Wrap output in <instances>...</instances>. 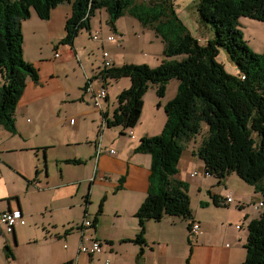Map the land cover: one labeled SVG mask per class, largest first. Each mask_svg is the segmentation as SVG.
Segmentation results:
<instances>
[{
  "label": "crops",
  "instance_id": "obj_1",
  "mask_svg": "<svg viewBox=\"0 0 264 264\" xmlns=\"http://www.w3.org/2000/svg\"><path fill=\"white\" fill-rule=\"evenodd\" d=\"M64 3L68 2L58 4L51 10L48 20L35 18L31 13L30 17L22 22V31L24 32L28 22H32L31 30L35 33H40L44 26L48 27L51 33L54 14L61 11L62 32L56 31L59 41L53 44V40L47 37L52 48H55L56 59L53 65L59 64L62 56L61 61L73 62L76 58L81 60L79 67L84 76L89 78L92 85L95 79H99L98 87L105 88L106 99L102 103L109 108L107 80L101 81L100 73L97 74L99 70L95 71L77 49V39L82 31L78 32L72 45L60 42L65 36V22L71 14V5L68 3L69 8L66 9L63 7ZM57 29L58 26L55 27V30ZM111 31L114 34L100 37V41L115 42L118 39L117 36L120 38L122 35L115 26L114 29L111 27ZM50 33L47 32L48 36ZM108 36L116 37V39L108 41ZM108 59L113 65L109 54ZM158 61L161 62L160 59ZM75 65L74 68H76ZM78 74L80 75L79 86L76 90L63 87L62 84L53 85L56 82L54 79L47 80L52 84L47 89L44 86V79L55 78L54 74L50 77L49 75L39 77L37 83L27 81L15 109V133L0 127V159L11 155L28 158V154H31L32 159L29 164L6 162L11 169L18 171V176L25 180L24 196L42 192L51 198L50 202L45 203L49 210L44 213L37 212L31 203L25 204L19 199L18 194L7 190L4 179L0 176V204L5 205L0 209V213L19 209L24 224H17L14 227L15 239L17 234L18 244L21 239H26L27 243H34L36 246V251L23 258L22 264H63L69 261L72 264H242L246 256L244 245L248 234L247 229L243 228L252 217L250 209L244 205L249 199L254 202L257 194L253 190V195L246 198L233 191L229 185L233 174L226 176L220 183L211 182L208 179H201L198 183L192 181L191 173L188 178L181 173L182 155L176 178L188 185L191 220L172 216H165L158 222L146 220L144 244L131 242L139 232L135 214L147 194L151 165L150 155L135 153L134 149L140 138L157 136L161 133L165 124L164 106L168 101L163 104L157 102L158 112L149 110L145 112L143 99L140 126L137 125L139 122L128 130L117 126L118 130L112 136L106 132L107 122L103 128L101 123L100 130L96 125L98 121H101V117L109 118L112 113L109 114V109H104L103 106L101 110L94 108L92 112V123L95 124L92 129L94 140L82 142L76 134H79V129L83 125V116L80 118L81 122L77 123L75 117L37 111L56 91L65 92L67 102L63 101L64 104L89 101L88 98L93 104L91 96L84 89L83 77L81 73ZM129 86L128 79L127 83L123 84V88L113 95L114 108L117 106V95ZM153 91L156 93L155 88ZM97 113L101 115L98 116ZM62 115L64 117H61ZM52 125L62 126L61 136L52 132L45 134V130ZM127 131L130 136L126 135ZM116 134L122 141L127 136L131 139L130 141L125 139L117 144L114 141ZM36 137L47 142L36 144L34 141ZM56 143L64 144L63 150L58 153L54 151ZM113 143L117 147L116 150L109 147ZM50 150H53L51 155ZM109 150H113V153ZM41 155L42 160L39 158ZM73 160L80 162L78 164L67 162ZM53 164L58 166L59 171L55 181L52 182L50 165ZM201 170L204 172V166ZM193 185L199 195L195 206L190 197V189ZM209 191L212 195L219 196L221 200L227 196L232 200L230 203L225 202L215 206ZM5 200L7 203L2 202ZM51 202L58 203L54 207L51 206ZM99 203L102 204L100 214H98ZM258 203L261 201L259 200ZM45 214L48 217H45ZM84 218L92 225L83 227ZM193 223L199 226L196 232H191ZM15 239L11 235V239L8 240L10 243L13 241L16 243ZM93 241L101 244V253H80L79 249L82 245L89 246Z\"/></svg>",
  "mask_w": 264,
  "mask_h": 264
},
{
  "label": "trees",
  "instance_id": "obj_2",
  "mask_svg": "<svg viewBox=\"0 0 264 264\" xmlns=\"http://www.w3.org/2000/svg\"><path fill=\"white\" fill-rule=\"evenodd\" d=\"M63 2L71 5V14L62 44L72 45L81 28L90 30V18L99 10L109 15L113 29L116 20L129 15L163 43L164 59L155 68L126 65L104 67L100 73L104 81L107 77L130 81L116 97L108 127L133 128L149 85L163 97L166 85L178 81L175 96L164 106L161 133L140 138L134 149L150 155L151 165L147 194L135 214L139 232L131 242L144 244L146 220L158 222L165 216L191 220L188 185L176 175L184 144L198 135L201 122L206 123L208 135L195 154L204 172L217 183L236 174L264 197V54L248 48L239 24L240 18L263 22L264 0H197L199 19L214 27V37L205 45L178 17L173 0H0V127L11 133H15V109L27 81L39 80L37 69L22 57V22L30 17L31 9L41 20H48L51 10ZM220 49L236 67V75L228 74L217 61ZM180 55L182 60L172 59ZM208 193L215 206L225 204L226 198ZM101 208L102 204L98 214ZM247 233L242 264H264V211L249 222ZM9 235L15 239L14 232ZM3 250L11 256L6 244Z\"/></svg>",
  "mask_w": 264,
  "mask_h": 264
},
{
  "label": "rangeland",
  "instance_id": "obj_3",
  "mask_svg": "<svg viewBox=\"0 0 264 264\" xmlns=\"http://www.w3.org/2000/svg\"><path fill=\"white\" fill-rule=\"evenodd\" d=\"M173 3L178 17L188 28L192 36L195 37L201 45H205L208 40L213 39L214 27L211 24L202 22L199 19L196 8L197 0H173ZM63 7H65L66 9L69 8L68 3H64ZM31 13L35 18H38L34 10L31 9L30 14ZM61 16V11L54 14L53 31L51 29V33L46 26H44L43 30L40 33H35L33 30H31V28L33 27V24H31L32 22H28L26 24L28 26H25L24 32L22 31V34H24L22 57L24 61L32 64L37 69L39 77H45V75H49L50 77L52 74L56 76L55 78L46 77L44 79V86L47 89H49L50 85H52L48 83L47 80L54 79L56 80V82L53 85L62 84L63 87L76 90V87L79 86L78 79L80 75L78 73H81L86 85V76H84L82 69L79 67L81 60L76 58L73 62L61 61L63 59L62 56V58L59 60V64H57L56 66L53 65V62L56 59L54 56L55 48H52L49 39L51 38L53 40V44H55L54 42L57 43L59 41V37H57L58 35H56V31L62 32V27L60 25ZM108 18L109 15L104 10L95 12V14L90 18V30L81 28L79 31L82 32L77 39L78 51L82 53L83 59H87V61L93 66L95 71L99 70L97 74L101 73L102 70H104L102 59L103 51L109 54L110 60L113 62V65H111L110 68H119L126 65H146L149 68H155L160 63V61L158 60L160 59L162 61L164 59L162 54L164 46L161 39L155 36V32H153L149 28H143L144 26H142L136 19L132 18L129 15H125L114 22V26L117 28L118 32L122 34L120 38L117 36L118 39L115 42H106L100 40L95 41L92 36L96 33H99L100 37H106L107 34L113 33L111 31V26ZM239 24L243 35V40L246 42L248 48L256 54H264V21L261 22L248 18H240ZM56 26H58L57 30H55ZM47 32L50 33L49 36ZM53 32L55 35L53 34ZM182 58L183 56L180 55L175 56L172 59L182 60ZM216 58L218 62L223 64L224 69L228 74H237L236 67L230 61L227 53L224 50L220 49L219 54ZM74 65L76 68H74ZM51 67L53 68L51 69ZM102 80L103 79H101V81ZM106 80L109 87L108 92L110 96V105L108 108L106 104L102 103V106L104 109H109V114H113L114 110L117 107L116 106L114 108L115 100L113 95L123 88V84L127 83L128 79H112L107 77ZM98 84L99 79H95L92 86L97 89ZM177 84V80L170 81V83L166 85L163 97H159L153 91L154 87L152 85H149L147 92L143 96V99L145 101L144 111L146 112L147 110H149L150 112H158L159 109L157 102L159 101L163 104L164 102L170 101L176 94ZM50 91L53 90L50 89ZM64 94V91L54 92L52 94V97H49L47 99L44 106H42L41 109H37V111H46L53 114H65L67 117H75L77 123L81 122L80 118L83 116V125H81L79 134H76V137L79 138V140L82 142H86L87 140L92 142V140H94L92 139V129L95 125L92 123V112L95 109L93 104H91L90 102V98L87 97L89 101L85 100L64 104L63 101L67 102L66 96H64ZM97 115L100 116L101 114L97 113ZM61 117H64V115H62ZM111 118L112 115L111 117L106 118V122H108V120H110ZM101 123L102 117L101 121H98V123L96 124L98 125L97 128L99 127V130ZM137 125L140 126V121ZM116 127L109 126L108 129H106V132L109 136H112L118 130ZM62 131V126L52 125L47 130H45V134L48 135L49 132H52L55 135L61 136L63 133ZM129 131L126 132V135H129ZM207 135L208 127L205 122H201L198 135L195 136L193 140H190L189 142L184 144V150L182 152L181 173L183 176L188 178L190 173L196 172L197 176L194 175L192 176L193 178H191L192 181L196 183L200 182L201 179H208V181L211 182L217 181V179L214 177L208 178L209 176H205L204 172L201 170L203 163L195 154L196 149L202 144V141L207 137ZM125 139L130 141L131 138L127 136L123 139V141ZM34 141L36 142V144L47 142L40 137H36ZM114 141L117 144L123 142L122 139L118 138V134L115 135ZM63 145L64 144L56 143V147L54 150L55 153L63 150ZM109 147L113 148L114 150L117 149L114 143L112 145H109ZM52 151L53 150H50V155L53 153ZM28 155V158H24V156L19 155L5 156L1 158L0 176L3 177L7 190L18 194L19 199L24 201L25 204L31 203L37 212L44 213L49 210L48 208H46L47 206L45 205V203L50 202L51 198L47 197V195L42 192H37V194L34 195L24 196L23 193L26 190L25 180L18 176V171L11 169L7 164L14 161L19 163L27 162L29 164L30 159L32 158L31 154ZM39 158L42 160V155L39 156ZM58 171L59 169L56 164L50 165V175L52 182L55 181L56 177L58 176ZM73 176L75 177L76 175ZM241 181L242 180L236 174H233V176L229 180L230 188L246 198L253 195L252 186ZM190 197L192 204L195 206L198 201L199 195L194 185L190 189ZM259 200L264 203V197L257 194L256 200L254 202L250 201V199L249 201H245L246 203L244 206L246 208H249L251 211L250 216L252 217L250 218V220L259 218L260 214L264 211V206H258ZM2 202L7 203V200ZM57 203L58 202H51V206L53 205L54 207H56ZM4 206L5 205L0 204V209ZM45 217H48V215L45 214ZM248 224L249 222L244 225L243 229H247ZM8 239H11V235L6 234L4 227L0 226V264H22L23 258H26L28 255L36 251L35 244L27 243L26 239H21V241H19L20 244H18L17 234L15 239L16 243L13 240V242L10 243ZM5 244L9 247L11 256H6V252L3 250V246Z\"/></svg>",
  "mask_w": 264,
  "mask_h": 264
},
{
  "label": "built area",
  "instance_id": "obj_4",
  "mask_svg": "<svg viewBox=\"0 0 264 264\" xmlns=\"http://www.w3.org/2000/svg\"><path fill=\"white\" fill-rule=\"evenodd\" d=\"M92 38L95 41H99L100 40L99 33L94 34ZM115 39L116 37H113V36L107 37L108 41H113ZM102 58H103L104 67L109 68L111 64L108 59V53L103 51ZM84 89L91 96L94 108L101 110L102 101L106 99L105 88L104 87H98L97 89L94 88L89 78L86 77V85ZM106 121L107 120L104 117L102 119V128L106 126ZM109 152L113 153V150H110ZM204 174L205 176H208L205 172ZM194 175H197L196 172L191 173V176H194ZM231 200L232 199L229 196L226 197V203H230ZM261 205H262L261 203H258V206H261ZM17 224H24V220H23L22 213L20 210L16 209V210H11V211H6L0 214V226L4 227L6 234H10L11 232H14V227ZM83 226L89 227L91 226V222L88 220H84ZM191 227H192L191 232H196L199 228L198 224H195V223H193ZM101 250H102L101 244L97 241H93L89 246L82 245L79 249L80 253H85V254H96V253L98 254L102 252Z\"/></svg>",
  "mask_w": 264,
  "mask_h": 264
},
{
  "label": "water",
  "instance_id": "obj_5",
  "mask_svg": "<svg viewBox=\"0 0 264 264\" xmlns=\"http://www.w3.org/2000/svg\"><path fill=\"white\" fill-rule=\"evenodd\" d=\"M19 210V209H18Z\"/></svg>",
  "mask_w": 264,
  "mask_h": 264
}]
</instances>
